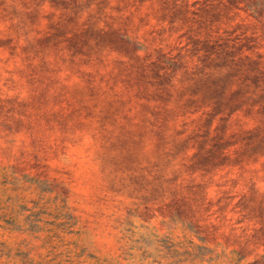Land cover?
I'll list each match as a JSON object with an SVG mask.
<instances>
[{
  "label": "rangeland",
  "instance_id": "rangeland-1",
  "mask_svg": "<svg viewBox=\"0 0 264 264\" xmlns=\"http://www.w3.org/2000/svg\"><path fill=\"white\" fill-rule=\"evenodd\" d=\"M227 211L264 226V0H0V264H264Z\"/></svg>",
  "mask_w": 264,
  "mask_h": 264
},
{
  "label": "trees",
  "instance_id": "trees-1",
  "mask_svg": "<svg viewBox=\"0 0 264 264\" xmlns=\"http://www.w3.org/2000/svg\"><path fill=\"white\" fill-rule=\"evenodd\" d=\"M190 210V208H187L184 211L187 220H192ZM208 214L209 218H213V214ZM240 224L241 226H239ZM261 229H263L262 232H260ZM208 232L214 234V237L230 239L231 243L240 247L242 256L255 254L257 249L264 244V226L262 228L252 227L249 219H237L235 221V213L233 211L225 212V221H219Z\"/></svg>",
  "mask_w": 264,
  "mask_h": 264
}]
</instances>
